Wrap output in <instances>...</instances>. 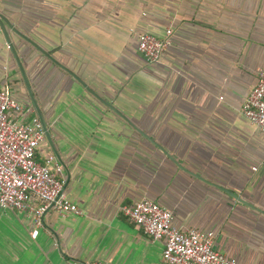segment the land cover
Segmentation results:
<instances>
[{
  "label": "crops",
  "instance_id": "obj_1",
  "mask_svg": "<svg viewBox=\"0 0 264 264\" xmlns=\"http://www.w3.org/2000/svg\"><path fill=\"white\" fill-rule=\"evenodd\" d=\"M0 12L42 50L9 30L52 136L40 158L56 157L82 212L48 211L33 237V217L0 208V264H167L165 243L123 213L144 199L264 264V136L242 113L264 68V0H0ZM168 31L149 64L140 34ZM0 89L38 116L1 28Z\"/></svg>",
  "mask_w": 264,
  "mask_h": 264
},
{
  "label": "built area",
  "instance_id": "obj_2",
  "mask_svg": "<svg viewBox=\"0 0 264 264\" xmlns=\"http://www.w3.org/2000/svg\"><path fill=\"white\" fill-rule=\"evenodd\" d=\"M171 45V31L163 39L147 33L139 36V50L149 64L160 62ZM31 112L8 89H0V208L33 217L37 226L33 237H37L48 211L63 217L82 212L65 195L63 168L56 157L40 158L46 131L38 116L30 117ZM242 113L264 136V68ZM123 213L151 240L165 243L163 258L167 264H241L216 250L215 233L181 230L174 223L173 212L150 199L124 207Z\"/></svg>",
  "mask_w": 264,
  "mask_h": 264
},
{
  "label": "water",
  "instance_id": "obj_3",
  "mask_svg": "<svg viewBox=\"0 0 264 264\" xmlns=\"http://www.w3.org/2000/svg\"><path fill=\"white\" fill-rule=\"evenodd\" d=\"M0 28L5 36V39H6V42L7 44L9 45L13 55H14V58L16 59L18 65H19V69L21 71V73L23 74V77H24V80H25V84H26V87L29 91V95H30V98H31V102L32 104L34 105V107L36 108V111L38 113V116L39 118L41 119V121L43 122V126H44V129L46 131V139L50 142V144L52 145L53 144V141H52V136H51V132L48 128V125L47 123L45 122L43 116H42V112L38 106V103L36 102V99H35V96H34V93L32 91V88L30 86V83L27 79V76H26V73L24 71V68L22 66V63L17 55V52L13 46V43H12V40H11V37H10V33H9V30H12L13 32H15L16 34H18L21 38H23L24 40H26L28 43L32 44L34 47H36L39 51H42L38 45L32 41L31 39H29L28 37H26L24 34L20 33V31L14 26V24H12V22L5 16L3 15L1 12H0ZM73 75V74H72ZM74 76V75H73ZM76 77V76H75ZM111 109L115 110L111 104H107ZM116 111V110H115ZM145 135V134H144ZM146 136V135H145ZM56 152V151H55ZM57 153V152H56Z\"/></svg>",
  "mask_w": 264,
  "mask_h": 264
},
{
  "label": "flooded vegetation",
  "instance_id": "obj_4",
  "mask_svg": "<svg viewBox=\"0 0 264 264\" xmlns=\"http://www.w3.org/2000/svg\"><path fill=\"white\" fill-rule=\"evenodd\" d=\"M47 140V139H46Z\"/></svg>",
  "mask_w": 264,
  "mask_h": 264
}]
</instances>
